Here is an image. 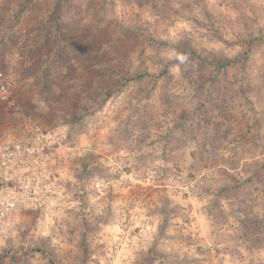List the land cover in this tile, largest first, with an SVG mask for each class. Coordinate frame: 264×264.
<instances>
[{"label":"rangeland","instance_id":"rangeland-1","mask_svg":"<svg viewBox=\"0 0 264 264\" xmlns=\"http://www.w3.org/2000/svg\"><path fill=\"white\" fill-rule=\"evenodd\" d=\"M0 68L13 74L0 148L29 116L59 133L71 162L60 222L20 210L0 264H208L219 251L264 264V0H0ZM118 154L132 171L160 170L128 193L158 221L154 196L179 241L197 237L189 212L202 210L205 254L170 248L167 225L130 260L110 251L112 210L92 212V183L114 176ZM178 172L200 183L180 190Z\"/></svg>","mask_w":264,"mask_h":264},{"label":"built area","instance_id":"built-area-1","mask_svg":"<svg viewBox=\"0 0 264 264\" xmlns=\"http://www.w3.org/2000/svg\"><path fill=\"white\" fill-rule=\"evenodd\" d=\"M13 74L0 68V98L10 97ZM20 116L18 107H12ZM17 135L0 148V237L9 231L15 215L23 209L36 210L49 218L50 224L60 222V208L64 192L55 167L65 157L66 146L55 130H49L29 116L17 127ZM113 175L108 179L97 178L92 183L95 205L92 212L102 216L110 209L108 194L113 188L128 193L131 186L150 184L160 170L150 168L144 172L129 169L128 157L118 154L111 159ZM175 187L188 192L200 183V177L175 173ZM202 180V179H201ZM117 203L119 220L105 235L110 251L124 252L132 248L137 239H147L155 228L154 216L146 210V202L139 195L128 193ZM188 223L187 221H184ZM183 222V223H184ZM190 222V221H189ZM186 225V224H184ZM208 264H232L228 254L214 252Z\"/></svg>","mask_w":264,"mask_h":264},{"label":"crops","instance_id":"crops-1","mask_svg":"<svg viewBox=\"0 0 264 264\" xmlns=\"http://www.w3.org/2000/svg\"><path fill=\"white\" fill-rule=\"evenodd\" d=\"M256 93V92H255ZM69 163H59L56 167H55V170L57 171V173L59 174L60 176V180L64 179L69 175ZM161 176V174L159 175ZM163 176V175H162ZM154 186V190H153V193H155L154 195H159V193H163V191L165 192V188H166V185L164 183H160L159 181H157L156 185H152ZM114 191L112 193L113 197L111 196L112 200H111V207L110 209L112 210L110 215H112V220L108 221L106 226H105V229H112L115 227V225L117 224L118 220H119V217H118V211L116 210V204L119 203L120 201V198L121 196H124V194H120V191H118L116 188H113ZM95 198V196H94ZM151 201L148 202L149 204H147L148 207H151L154 209L156 207V213H157V220L158 221H155V228L154 230L150 233V235L148 236L147 239H150L149 242H146V240H142V239H137L136 241V245L134 246V248H130L126 251H124L123 253H121L120 255L121 256H124L125 254H127V256H129L128 260L132 259L131 255H135V253L132 252V250L134 251L135 249L137 248H141L142 246H145L147 244H154V242H157L159 239V241H164L163 238H160L158 235H160V233L162 232V230L164 229V226L167 225V228L169 231V234H168V239L165 240V242H170V245L169 247L170 248H179L181 250V252H186L191 255H197V254H201L203 253V250L200 251V249H204L206 244L209 243V241H211V239L213 238V234H203L202 232V224H201V219L203 218V212L202 210H198V207H194L192 206L191 208V212H189V214H192L193 217H195L194 219H192L189 223V230L192 232V234H197V237L195 239L193 238H183V242L179 241L178 240V237L174 234H172L174 231V226L175 224L173 223V219H169L167 220V217L165 219V216L164 218L162 219L161 217V214L159 213V209H161L159 206L155 205V202L157 204V200H155L156 198L154 196L151 197ZM195 208V209H194ZM164 220H166V223L164 222ZM178 222V221H177ZM184 222V221H183ZM184 224L187 225V223L184 222ZM187 228V229H188ZM196 231V232H195ZM172 232V233H171ZM170 233L172 235H170ZM174 236V237H173ZM186 239V240H185ZM162 245L166 246L167 244L163 243ZM184 245V246H183ZM215 245V244H213ZM208 246V245H207ZM209 246L211 247L212 244H209ZM178 249V251H179ZM183 250V251H182ZM130 251V252H129ZM133 253V254H132ZM205 254V252L203 253Z\"/></svg>","mask_w":264,"mask_h":264}]
</instances>
